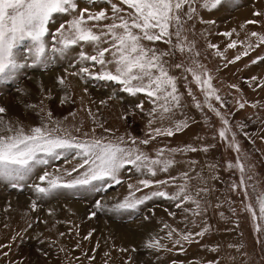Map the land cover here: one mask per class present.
I'll use <instances>...</instances> for the list:
<instances>
[{
    "label": "rangeland",
    "instance_id": "rangeland-1",
    "mask_svg": "<svg viewBox=\"0 0 264 264\" xmlns=\"http://www.w3.org/2000/svg\"><path fill=\"white\" fill-rule=\"evenodd\" d=\"M262 3L223 0L212 9L203 7L204 0H189L179 12V24L170 26L171 43L149 45L171 53L163 60L176 78L179 106L167 114L170 119L159 118L163 101L154 104L145 93L133 96L115 81L80 73L83 67L91 73L101 71L93 62L80 61V46L64 54L51 51L55 30L70 15H57L50 22L46 51L39 60L29 53L28 42L21 44L16 52L23 67L0 80V107L6 109L0 116L5 121L25 131L46 125L61 136L99 139L175 163L155 176L125 165L117 175L120 183L110 177L93 182L100 191L77 186L37 193L35 184L47 187V181L38 179L44 173L59 176L62 182L83 177L88 166L79 167L83 157L72 150L58 159L45 157L48 163L36 165L15 187L0 178V264H264V216L259 210L264 197ZM78 5L92 12L106 9L111 16V5L103 0L94 4L78 0ZM190 8L195 9L191 18ZM245 9L250 10V19L240 16ZM177 28L179 37L174 34ZM233 42L236 46L228 47ZM84 50L93 54L88 45ZM193 73L200 76L199 83ZM53 75L57 78L49 82ZM79 81L83 86L76 85ZM17 97L24 113L36 115L32 122L20 121L8 108ZM178 121L187 126L176 132ZM168 128L173 129L172 136L155 131ZM222 129L224 137L219 134ZM145 140L147 144L142 143ZM144 179L170 182L144 188L139 184ZM183 185L199 207L191 200L156 196L135 209L113 210L126 197L141 198L153 191L172 195ZM189 233L190 240H183ZM156 242L157 247H149Z\"/></svg>",
    "mask_w": 264,
    "mask_h": 264
},
{
    "label": "snow or ice",
    "instance_id": "snow-or-ice-1",
    "mask_svg": "<svg viewBox=\"0 0 264 264\" xmlns=\"http://www.w3.org/2000/svg\"><path fill=\"white\" fill-rule=\"evenodd\" d=\"M86 2L94 4L96 0H86ZM103 2L111 5V16L106 9L96 12L90 11L89 8L81 9L78 0H0V80L10 78L18 68L23 67L18 62L16 52L21 44L28 42L29 53L33 54L34 59L39 60L46 51L45 37L49 34L50 22L57 15L68 14L71 19L61 23L55 30L56 35L53 36L55 44L52 45L51 51L64 54L73 46H80L81 50L78 53L80 61H90L101 68L100 72L91 73L88 67H83L80 73H86L100 80L115 81L123 86V91L133 96L145 93L154 104L157 101H163L159 105V118L170 119V115L167 114H171L172 109L179 106L176 78L169 75L165 67L166 61L163 60L164 56L171 53L159 51L149 45L162 40L165 43H171L173 33L169 31L170 26L174 22L179 24V12L185 4L189 3V0H120V4L113 3L112 0H103ZM222 2L223 0H204L203 7L214 9ZM120 5H125L126 8ZM194 11L195 9H189V18ZM106 20H111V23H100ZM249 23H255V21ZM174 34L179 37L180 29L177 28ZM252 35L258 34L253 32ZM165 37L169 39L164 40ZM259 40L264 42V36H259ZM85 45L91 47L93 54L84 50ZM235 46V42L228 45L230 48ZM244 54L247 55V52ZM45 59H47L46 56ZM235 59L239 60L240 57L237 56ZM176 67L179 68L180 65ZM188 71L192 70L188 69ZM193 75L199 83L200 76L195 73ZM60 82L63 83V79ZM204 83L211 88L208 80ZM216 98L219 99V97ZM137 107L142 109V105ZM152 111L156 112L157 109L153 108ZM5 112L6 109L0 107V114ZM216 114L220 115L219 112ZM224 123L227 124V121ZM186 126L185 122L178 121L175 124V131L179 132ZM155 131L158 135L172 136L174 134L172 128L165 129L163 133L160 129ZM219 134L224 137L225 130L222 129ZM142 143L147 144L148 141L145 140ZM72 150H76V154L83 157V163L79 167L88 166L83 177L62 182L61 177L44 173L38 179L42 182L47 181V187H42L39 183L35 184L37 193L48 195L59 188L71 189L77 186H90L91 190L100 191L93 182L110 177L117 184L120 183L117 175L125 165H134L138 171L144 169L155 176L158 171L168 172L175 163L172 159L150 158L138 149L125 148L110 142L105 143L99 139L80 141L69 134L61 136L57 129H49L46 125L32 127L25 131L22 126L14 127L0 116V178L14 182V187L27 178L36 165L47 164L48 160L45 157L58 159ZM171 151H177V149ZM183 175L187 176V173ZM174 179V177L170 178V180ZM169 182L144 179L139 181V184L149 188L152 184L163 186ZM129 187L131 188L132 185ZM136 191H140V188ZM156 196L171 200H191L199 207V202L193 200L188 193L187 185H183L172 195L166 191H153L150 195H144L141 198L126 197L123 202L114 205L113 210L135 209ZM32 206L35 208L36 204ZM100 206V202L97 201V207ZM179 206L178 204L177 207ZM259 210L261 216H264V197L259 200ZM92 215L95 213L93 212ZM203 234V232L197 233V235ZM168 235L171 236L172 233L169 232ZM182 238L186 241L190 240L191 233ZM176 243L180 241L177 240ZM157 246L158 242L149 244V247Z\"/></svg>",
    "mask_w": 264,
    "mask_h": 264
},
{
    "label": "bare ground",
    "instance_id": "bare-ground-1",
    "mask_svg": "<svg viewBox=\"0 0 264 264\" xmlns=\"http://www.w3.org/2000/svg\"><path fill=\"white\" fill-rule=\"evenodd\" d=\"M262 5H264V3H262ZM250 13V10L249 9H245L243 12H241L240 13V16H246V20L247 19H250L251 17H249L248 16V14ZM248 16V17H247ZM236 25H238L237 23H236ZM240 34V33H239ZM229 39V38H228ZM263 66L261 67V69L263 68V70H264V64H262ZM57 77H55L54 75H53V77L51 78V79H49V82H52V80H54V79H56ZM48 82V81H47ZM81 85V86H83L82 84V82L81 81H79V82H77L76 83V85ZM47 85H48V83H47ZM56 87V86H55ZM37 88V87H36ZM35 88V90L34 91H37L38 90V88L36 89ZM58 88V87H57ZM81 88V87H80ZM56 89V88H55ZM57 90V89H56ZM56 90H54L53 89V91L54 92H56ZM58 90H60V89H58ZM57 90V91H58ZM100 93V92H99ZM59 98H61V94L59 95ZM19 98L17 97V98H15V100L13 101V103L10 105V106H8V108H10V110H11V112L14 114V115H16V116H18V119L20 120V121H26V120H28V122H32V118H34L36 115L35 114H32V113H30V112H27V113H24V110L22 109L23 107H22V105H20L19 103ZM77 206V205H76ZM78 207V206H77ZM107 238V237H106Z\"/></svg>",
    "mask_w": 264,
    "mask_h": 264
}]
</instances>
